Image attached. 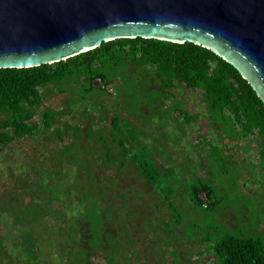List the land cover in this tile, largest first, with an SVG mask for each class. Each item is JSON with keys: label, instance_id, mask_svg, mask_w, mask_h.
Instances as JSON below:
<instances>
[{"label": "rangeland", "instance_id": "374dc122", "mask_svg": "<svg viewBox=\"0 0 264 264\" xmlns=\"http://www.w3.org/2000/svg\"><path fill=\"white\" fill-rule=\"evenodd\" d=\"M116 72L108 81V93L93 91L84 99L80 79L41 88L42 103L29 123L37 124L47 109L56 119L52 128L17 137L0 152V204L67 206L63 217L73 220L76 209L87 204L81 193H103L97 208H117L116 228L124 220L125 256L119 264H218L212 247L222 237L264 241L261 136L244 132L226 114L211 113L199 90L174 80L162 90L159 77L130 61ZM85 103L107 110L88 109ZM115 113L124 121L122 135L111 133ZM66 124L81 131H65ZM103 144L113 162H104ZM133 156L147 163L148 172L157 173L155 186L138 172ZM47 172L53 173L45 176ZM199 183L213 188L208 203L214 205L208 209L191 201L190 187ZM42 218L43 223L52 221L47 215ZM103 222L108 224L109 217ZM88 256L95 264H105L100 250H90Z\"/></svg>", "mask_w": 264, "mask_h": 264}, {"label": "trees", "instance_id": "16d2710c", "mask_svg": "<svg viewBox=\"0 0 264 264\" xmlns=\"http://www.w3.org/2000/svg\"><path fill=\"white\" fill-rule=\"evenodd\" d=\"M127 61L159 77L162 90L173 86V80L199 90L211 113L226 114L244 132L261 136V150L264 152V105L231 64L211 50L190 42L180 44L141 37L115 38L57 62L27 68H0V152L17 137L35 134L40 127L52 128V120L56 116L50 109L41 113L37 124L29 123L34 109L42 103L41 88L80 79L85 84L82 99L93 91L105 94L108 93L109 79L119 72L116 71L120 65L124 69ZM96 78H100L105 87L94 85ZM97 107L107 110L101 104L86 105L88 109L97 110ZM123 122L115 113L110 119L111 133L124 134ZM69 129L76 134L81 131L78 125L66 124L65 131ZM58 130L57 127L52 131ZM117 142L124 155L123 138H117ZM103 145L107 157L104 162H113L108 147ZM123 162L120 161L121 166H124ZM131 162L149 185H156L158 175L147 171L146 162H140L135 156ZM53 172L58 173V170ZM53 172H47L45 176ZM100 189L103 191V187ZM213 193L208 184L190 187L191 201L201 208L208 209L214 205V201L208 203ZM81 195L87 204L76 209L73 214L76 219L73 220L63 217L68 212L67 206L58 208L40 202L22 206L17 202L0 204V224L5 226V230L0 227V264H86V261L95 264L94 259L88 256L93 249L102 251L105 264H119L125 256L122 254L125 251L124 220H119V228H116L113 216L117 208H97L96 200H101L103 193L92 196L83 192ZM104 214L108 216L100 219ZM43 215L52 217V221L43 223ZM108 217L109 223L105 224L103 221ZM80 219L87 224H80L77 221ZM111 225L115 227L114 232ZM212 251L218 264H264V241L259 238L228 234L213 245Z\"/></svg>", "mask_w": 264, "mask_h": 264}, {"label": "water", "instance_id": "95a60500", "mask_svg": "<svg viewBox=\"0 0 264 264\" xmlns=\"http://www.w3.org/2000/svg\"><path fill=\"white\" fill-rule=\"evenodd\" d=\"M136 37L211 50L264 105V0H0V68L57 62Z\"/></svg>", "mask_w": 264, "mask_h": 264}, {"label": "built area", "instance_id": "2783aa9c", "mask_svg": "<svg viewBox=\"0 0 264 264\" xmlns=\"http://www.w3.org/2000/svg\"><path fill=\"white\" fill-rule=\"evenodd\" d=\"M95 81H96V82H95ZM94 85H96V86H100V87H105L104 83L102 82V80H101L100 78H96V79L94 80ZM109 88H110V87H108V91H110Z\"/></svg>", "mask_w": 264, "mask_h": 264}]
</instances>
